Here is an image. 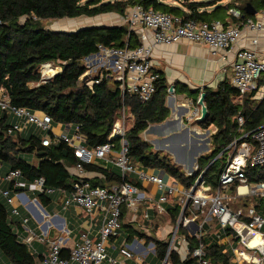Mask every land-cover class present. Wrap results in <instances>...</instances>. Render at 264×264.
I'll return each instance as SVG.
<instances>
[{
    "label": "trees",
    "instance_id": "trees-1",
    "mask_svg": "<svg viewBox=\"0 0 264 264\" xmlns=\"http://www.w3.org/2000/svg\"><path fill=\"white\" fill-rule=\"evenodd\" d=\"M179 2L182 8L170 5ZM250 3L256 12L264 9V0H236L225 6L216 7L211 12L203 10L215 5L214 0H0V90L14 107L27 109L30 113H41L50 117L53 123L71 124L78 128L84 138L83 145L94 149L108 142L113 124L124 109L128 129L126 132L129 158L143 169H157L176 183L189 189L203 173V179L212 191L218 187V177L231 155L242 141L255 145L250 136L240 140L235 148L230 147L234 141L264 125V98L254 100L255 93L246 94L241 104L234 99L238 91L231 83L223 82L215 90L204 91V105L208 116L203 122L197 123L201 128L215 127L212 136L213 149L197 160L198 169L191 175H185L165 153L154 152L142 134L150 125L160 124L169 118V110L165 106L168 87L163 76L155 82V92L150 100L141 103L136 95L125 93L122 96L118 83L109 77H94L98 83L87 84L88 80L80 78L85 73L83 61L98 53V47L117 48L127 43L128 47L138 46L137 38L128 32L126 25L115 27H87L73 32L53 31L41 26V21L76 19L80 17L94 18L105 14L124 16L126 9L139 4L145 9H152L164 14L180 17L184 21L210 23L220 11L238 8L242 11L239 21L249 16L243 11ZM185 9L186 11H183ZM21 19H24L21 22ZM221 23V21H219ZM224 26V25H223ZM227 27V26H224ZM58 64L61 72L50 80L43 82L40 67L44 64ZM198 96L194 99L196 103ZM243 117L244 124L239 127L237 116ZM15 119L6 113H0V167L19 170L21 177L27 182L42 177L48 189H71L74 177L68 169L78 163L73 149L64 143L42 144V136L29 130L9 134L8 129ZM116 149L119 142L112 140ZM178 143L172 145L175 147ZM230 149H233L229 155ZM29 159V160H28ZM32 159V160H30ZM90 173L93 186L108 187L123 180L119 170L114 166L105 169L97 165H85ZM8 172L5 173V175ZM248 181L252 184L264 181V165L245 168ZM4 175V176H5ZM126 181L134 182L132 177ZM136 185L141 187V183ZM12 185L9 184V188ZM41 202H47L46 195L37 194ZM255 211L264 218V198H254ZM167 213L161 218L168 219L175 225L180 215L181 206H166ZM189 211L185 212L189 215ZM152 222L148 225L150 233L158 230L159 220L155 212H151ZM161 218L160 219L161 221ZM246 220V219H245ZM165 221V220H164ZM121 229L131 239V228L123 224ZM20 220L10 216L6 206L0 201V256L8 264H37L26 245L21 243L15 233ZM161 226V225H160ZM214 220L203 225V233L197 238L190 236L184 228L179 233L184 236L190 254L181 259L177 250L171 251L168 260L171 264H198L192 252L203 245L202 259L211 264H234L230 252L225 245L218 243V237L233 236L234 231L227 228L219 231ZM212 227V229H211ZM120 229V233H121ZM217 232L215 240L208 237V232ZM143 232V231H142ZM142 234L141 232H137ZM129 234V235H128ZM145 237L155 247V259L161 263L165 258L167 243L150 234ZM117 238L116 245L123 240ZM119 241V242H118ZM236 242V241H235Z\"/></svg>",
    "mask_w": 264,
    "mask_h": 264
},
{
    "label": "built area",
    "instance_id": "built-area-1",
    "mask_svg": "<svg viewBox=\"0 0 264 264\" xmlns=\"http://www.w3.org/2000/svg\"><path fill=\"white\" fill-rule=\"evenodd\" d=\"M228 14L239 20L242 11L231 8ZM123 23L127 26L129 34L138 29L151 31V45H145L149 39L143 33L140 38L141 44L136 48L128 47L127 43L117 48L99 46L98 53L84 59L87 64L84 66L85 73L80 79L87 73L96 72L97 68L104 69L97 77L113 79L118 83L122 96L125 93L136 95L141 103L150 100L158 79V75L152 72L150 63L154 46L186 41L205 46L215 54L216 51L227 50L237 44L242 29L262 33L264 38V12L256 20L248 17L239 25L224 27L219 21L212 23L184 21L180 17L145 9L136 4L129 8L123 17ZM252 43L256 45L257 39H253ZM49 66V63L44 64L42 69ZM231 67V85L238 91L239 99L252 92L264 91V54L259 58L254 49H240ZM59 72H61L60 67L50 74H44L43 71L41 79L46 82ZM92 80L90 83L99 82L97 79ZM201 110L202 106L198 99L185 119L199 123ZM0 113H6L16 121L9 127V134L22 133L29 127H35L46 133L42 137L44 146L64 143L73 149L78 159V163L68 169L75 179L71 189L68 190L48 189L42 177L27 182L22 179L19 170H10L3 177L4 181L12 185L13 190L20 191L14 196L10 195V190H1L0 193L10 206L11 217L19 218L20 209L26 212V216L19 218L20 227H15V233L19 241L36 257L37 264H144L150 254L155 257L153 243L136 245L133 248L123 240L116 245L120 236L123 210L129 212L132 221L149 235L151 228L148 225L153 220L151 212L162 216L167 213L166 206L174 205L181 206V213L176 224L166 235L171 236V239L167 243L166 255L161 264H171L168 260L169 253L174 250L179 252L178 246L182 248L185 258L190 254L187 241L179 233L180 228L189 231L194 227V236L201 238L204 236L203 225L210 224L214 220L221 233L227 228L235 233L232 236L236 241L231 249L232 263H264V252L258 246L248 245L241 234V230L246 229L257 233L264 240V218L253 207H248L246 210H231L225 202L229 197L223 196L225 190L235 186V195L231 197L233 199L246 196L264 198V181L252 184L245 174L248 163L253 166L264 165V125L234 141L227 148H235L236 144L246 136H250L255 144L253 146L246 141L240 143L220 172L217 189L212 191L203 179V173L191 188L187 189L182 185L183 188L180 187V184L171 178L165 180V174L160 170L143 169L139 164L133 163L129 158L126 139L128 123L124 109L113 124L108 142L94 149H88L83 145L84 138L79 134L77 127L71 124L53 123L45 114L38 115L24 108L14 107L1 90ZM169 123L170 121L165 120L155 126L160 128ZM237 123L239 127L243 126L242 116H237ZM115 138L119 142L118 149L112 143ZM85 165H97L102 169L114 166L119 170L123 181L108 187L93 186L90 182L92 177L85 169ZM194 168L196 171L198 166L195 165ZM129 176L134 182L125 180V177ZM137 182L141 183V187L136 185ZM144 184L153 185L158 196L144 190L142 187ZM26 193L36 196L37 194L57 196V201L53 203L61 210L69 211L75 206L82 210V216L76 214L72 218L74 223L70 227L71 224L65 217L58 213H48L40 205H36L37 198L31 199ZM189 208L192 212L186 215L185 212ZM32 219L36 227L29 225ZM139 221L142 225L138 223ZM217 234L216 232L215 235ZM192 256L198 260V264H211L202 259L203 245H199L192 252ZM0 264H7L1 256Z\"/></svg>",
    "mask_w": 264,
    "mask_h": 264
},
{
    "label": "crops",
    "instance_id": "crops-1",
    "mask_svg": "<svg viewBox=\"0 0 264 264\" xmlns=\"http://www.w3.org/2000/svg\"><path fill=\"white\" fill-rule=\"evenodd\" d=\"M234 1L236 0H225V1L220 0V2H216L215 5L204 8L203 10L209 13L213 11L216 7H220V6L222 7ZM169 4L176 6L178 8H182L179 2H169ZM182 10L186 11L185 9H182ZM263 12H264V9L256 12L254 16H249V17H252L253 19L256 20L260 16V14ZM105 15H106L105 17L106 19L102 20L100 24L93 25V27L95 26L115 27V26H122V24L124 25L123 21L120 23L117 18L120 17V19L123 20V17L125 15L124 16H119L117 14H105ZM107 15H111V16L108 17ZM215 20L221 21V24L224 26L239 25L241 23V21L230 16L227 10L220 11ZM212 22H215V21H212ZM77 30H79V28ZM143 33L149 39V42L145 43V45H151L152 32L149 30L138 29L136 32L133 33L135 37L137 38L138 46L141 44L140 38ZM253 39H257L256 45H253L252 43ZM136 47H133V48H136ZM240 49H254L257 52L259 58H262L264 54L263 34L253 33L248 30L242 29L241 37L238 40L237 44L233 45L231 48L227 50L216 51L215 54L212 53L213 52L212 50H210L209 48L205 46L191 44L186 41H181L179 43L170 44V45H156L153 47L152 56L150 59L152 72L157 74L158 77L163 76L166 80L167 87L169 88L167 92V96L165 98V106L169 110V113H170L168 119L170 118L172 119V121L170 120V123L176 121L178 124H181L183 119L186 116H188L189 113L192 111L198 99L201 98V95L204 94V91L206 89L215 90L219 86V84L223 82L231 83V79H232L231 65L235 61V56H236L237 51ZM261 91L257 93L252 92V93H255L252 96V99L259 100V98L257 97ZM189 94H192V96H190ZM197 96H198V99L195 103L194 99ZM243 98L244 97L239 99V97L237 96L234 99V101L236 103L241 104L243 102ZM36 114L39 115L41 113H36ZM200 135H203V134H200ZM172 148H175V147H172ZM8 171L4 167H0V192L1 190H10V195L14 196L16 193H19L20 191L9 188V183L3 180L5 173ZM179 186L182 187L181 185ZM142 187L147 192H150L151 194L158 196V192L153 185L144 184ZM26 194L31 199L37 198L36 205L37 206L40 205L48 213L60 214V212L58 211V208H59L58 205L53 203V201L54 202L57 201V196H55L54 199L52 198L53 196H46L49 200L44 203V202H41L39 197H37L36 195H33L31 193H26ZM225 195L227 197H230V195L233 197L235 195V186L229 187L227 190H225L223 193V196ZM0 196H1V193H0ZM22 211L25 212L24 210ZM191 212L192 210L190 211L189 215L191 214ZM69 213L71 214V218H67V217L65 218L71 224L70 227H72V224L74 223L72 218L76 214H79L80 216H82V210L74 206L70 208ZM123 214H124L123 224L129 225V227L131 228V231H133V233L131 232L132 236H131V239L128 241V243L131 244L133 248H135L136 245H141V244L147 245L148 243H152L151 240L145 237V235L143 234L144 231L142 232L141 228L132 221V217L130 213L127 212L126 210H123ZM157 220H159L160 223L162 222L160 221V219H158V217L155 218L154 222H156ZM33 223L36 224L35 222ZM138 223L140 224V221ZM160 223H158L157 232L153 233L152 235H154L155 238L159 240H163L162 238H160V236L161 237L166 236L168 234L169 228H168V224H165L163 226V224L161 225ZM134 225H136L138 228L134 227ZM123 231L124 230L121 229L119 241L127 240L126 239L127 233L124 234ZM186 231L190 236H194V227L193 229L190 228L189 231L188 230ZM137 232H141L142 234H138ZM205 234H206V231L204 232V235ZM208 234H209L208 237H211V240H215L216 238L214 236L215 232L209 231ZM216 239H218L217 241L219 244L225 245V251L230 252L232 256L231 249H233V247L236 244L233 237L232 236H222L220 239L219 238H216ZM37 247L40 248L39 246ZM177 249L179 250L178 253L181 259H185L184 257L185 254L181 250L182 248L178 246ZM136 253L138 252L136 251Z\"/></svg>",
    "mask_w": 264,
    "mask_h": 264
},
{
    "label": "rangeland",
    "instance_id": "rangeland-1",
    "mask_svg": "<svg viewBox=\"0 0 264 264\" xmlns=\"http://www.w3.org/2000/svg\"><path fill=\"white\" fill-rule=\"evenodd\" d=\"M215 2H220V0H214ZM225 1V0H224ZM128 8L125 11L127 12ZM108 17L111 15H107ZM106 15L104 16H97L94 18H87V17H80L76 19H60V20H45L41 21V26L45 27L46 29H50L53 31H64V32H72L77 30L78 28H87L89 26L100 24L102 20L106 19ZM121 23L123 20L120 17L117 18ZM24 19H21L23 22ZM112 22V21H110ZM123 25V24H122ZM92 60V59H91ZM90 60V61H91ZM87 64V61H83V66ZM60 67L58 64H50L49 67L42 69L40 67V73L42 74L44 71L45 73H52L53 70L55 71L56 68ZM61 68V67H60ZM47 70H52L51 72H47ZM104 69L97 68L96 72L87 73L85 77L81 80H88L87 84L90 85V81L93 77H96L99 72H102ZM192 96V94H189ZM259 100L264 98V91H261L258 94ZM172 121V119H166V121ZM163 123V122H162ZM156 125V124H155ZM155 125H150L147 130L142 134V138L148 142V144L152 147L154 152L165 153L168 156H171L172 162L179 167V169L184 171L185 175H188L190 169H194L192 174L195 172V165H197V160L200 156L208 155L213 149V142L212 136L216 131L215 127H209L208 129L201 128L196 122H189L185 118L178 124L176 121L171 122L163 127H155ZM158 125V124H157ZM29 130L32 129L33 133H36L42 137L45 136L46 133H42L40 130L36 129L35 127H29ZM26 130L23 135L26 136L29 132ZM203 134V135H200ZM175 143H178L175 147L172 148L171 146ZM173 149H177L178 152L173 153ZM233 149H230L229 155H231ZM29 160V159H28ZM32 160V159H30ZM190 168V169H189ZM189 169V170H188ZM225 199L226 204L229 206L231 210L237 209H244L246 210L248 207L254 206V198L253 197H236ZM54 199V196L52 197ZM0 201L6 206L7 210L10 213V206L7 203V200L0 196ZM59 207V206H58ZM61 216L71 218V214L69 211H63L58 208ZM181 213V211H180ZM27 214L20 209V217L26 216ZM158 218H161V215H157ZM33 220V219H32ZM165 220V221H164ZM161 225L168 224V231L172 229V226L168 221V219L161 218ZM33 221L30 220L29 225L31 227H35ZM159 224V225H160ZM134 227H137L134 225ZM138 228V227H137ZM157 232V231H156ZM153 234V233H151ZM166 235V234H165ZM165 242L169 243L171 236H160ZM258 256V254H257ZM145 264H161L159 260L153 258V255L150 254L148 258L145 259ZM264 264V263H263Z\"/></svg>",
    "mask_w": 264,
    "mask_h": 264
},
{
    "label": "bare ground",
    "instance_id": "bare-ground-1",
    "mask_svg": "<svg viewBox=\"0 0 264 264\" xmlns=\"http://www.w3.org/2000/svg\"><path fill=\"white\" fill-rule=\"evenodd\" d=\"M52 70H47V72H51ZM54 71V70H53ZM241 234L243 236L244 241L250 246H258L259 249L264 252V240L260 238L257 233L248 231L246 229L241 230Z\"/></svg>",
    "mask_w": 264,
    "mask_h": 264
},
{
    "label": "water",
    "instance_id": "water-1",
    "mask_svg": "<svg viewBox=\"0 0 264 264\" xmlns=\"http://www.w3.org/2000/svg\"><path fill=\"white\" fill-rule=\"evenodd\" d=\"M243 11L248 16H254L256 14V10L252 7V5L250 3H247L244 6ZM203 99H204V94H202L201 98L199 99V104L202 106L201 118H200L199 122H203L208 116V112H207V109H206V107L204 105ZM175 148H177V147H175ZM174 151L177 152V149H173V153L175 154ZM191 172H193L192 169H190L189 173H191Z\"/></svg>",
    "mask_w": 264,
    "mask_h": 264
}]
</instances>
